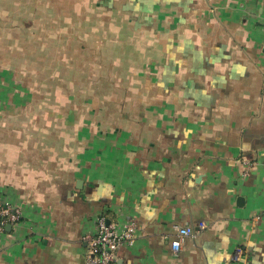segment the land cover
I'll list each match as a JSON object with an SVG mask.
<instances>
[{
	"label": "crops",
	"instance_id": "0c3cea01",
	"mask_svg": "<svg viewBox=\"0 0 264 264\" xmlns=\"http://www.w3.org/2000/svg\"><path fill=\"white\" fill-rule=\"evenodd\" d=\"M3 33L0 264H88L101 213L118 264H264V0H0Z\"/></svg>",
	"mask_w": 264,
	"mask_h": 264
},
{
	"label": "built area",
	"instance_id": "2783aa9c",
	"mask_svg": "<svg viewBox=\"0 0 264 264\" xmlns=\"http://www.w3.org/2000/svg\"><path fill=\"white\" fill-rule=\"evenodd\" d=\"M21 218L22 210L18 205L7 198L0 200V232L8 224H18ZM96 222V232L84 235L88 242V264H118V251L124 245L134 244L139 232L138 223L134 218H128L122 223L110 221L104 213L97 215ZM201 226L205 224L202 222ZM175 230L176 236L171 241V247L178 252L181 244L194 235V230L191 226L181 225H175Z\"/></svg>",
	"mask_w": 264,
	"mask_h": 264
},
{
	"label": "rangeland",
	"instance_id": "374dc122",
	"mask_svg": "<svg viewBox=\"0 0 264 264\" xmlns=\"http://www.w3.org/2000/svg\"><path fill=\"white\" fill-rule=\"evenodd\" d=\"M8 5H13V4H8ZM3 6H5V5L3 4ZM47 13H49V12H47ZM42 20L44 22L43 18H40V20H35L36 24H35L34 27L40 26L39 22H41ZM45 20H46V24H49V23L52 22V19L46 18ZM4 24H5V20L3 22V25ZM4 30L5 29H1V31H4ZM6 39H7V35L6 34H4V33L0 34V44H1V42H4ZM12 53L14 54V56L12 55ZM36 54H37V52H34V55H36ZM17 55H18V58H20V57H27L28 54H27V51L21 52V51H6V50H2V51H0L1 63H3L5 66L7 65V67L14 68L12 63L16 62L15 60L17 58ZM37 56L38 55L35 56V59H37ZM15 68H17V65H16ZM33 69H35V68H32V70Z\"/></svg>",
	"mask_w": 264,
	"mask_h": 264
}]
</instances>
